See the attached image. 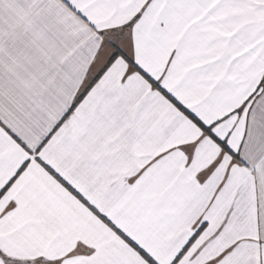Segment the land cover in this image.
Segmentation results:
<instances>
[{
  "label": "snow or ice",
  "instance_id": "obj_1",
  "mask_svg": "<svg viewBox=\"0 0 264 264\" xmlns=\"http://www.w3.org/2000/svg\"><path fill=\"white\" fill-rule=\"evenodd\" d=\"M0 264H264V0H0Z\"/></svg>",
  "mask_w": 264,
  "mask_h": 264
}]
</instances>
